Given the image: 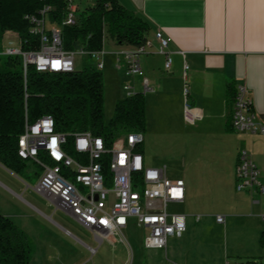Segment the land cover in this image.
Segmentation results:
<instances>
[{
  "label": "crops",
  "instance_id": "crops-1",
  "mask_svg": "<svg viewBox=\"0 0 264 264\" xmlns=\"http://www.w3.org/2000/svg\"><path fill=\"white\" fill-rule=\"evenodd\" d=\"M117 2L149 25L147 38L151 46L146 54L140 56L144 77L127 76L126 61L119 55V52L135 47L118 45L112 40L106 41L103 47V70L108 64V67L122 71L125 78L131 79L132 91L142 92L145 96L147 131L141 147L145 164L164 168L169 178L184 181V200L174 204L180 206L181 210L174 212L186 216L187 229L196 226L202 218L214 216L226 238L235 225H249L257 219L259 225L256 231L261 244L264 197L256 191L238 192L235 184L238 152L247 150L258 166L260 181L264 186V134L232 130V104L228 103L226 87L229 82L245 84L254 110L264 123V0ZM74 8L81 11L75 5ZM157 31L171 38L167 52L172 58V65L168 71L165 70L166 57L159 53V44L155 39ZM107 43L111 44L108 50ZM105 57L108 58L107 62ZM144 78L151 88L146 92L142 86ZM185 90L188 91L187 96ZM186 98L201 117L194 126L187 125L183 120ZM177 120L186 125L188 131L179 130L175 123ZM149 132H155L157 136L167 132L179 137L180 145L187 152L193 150L188 155L195 153V157L185 161L181 157L165 160L157 156L155 146L162 140L159 138L153 142ZM169 169H173L171 174ZM33 175L30 167L24 175H19L0 163V190L57 224L52 216H47L41 208L24 198L30 186L23 178L28 180ZM34 176L38 179V174ZM30 190L37 194L32 188ZM2 198L0 213L10 218L34 241L36 250L30 264H37L38 247L33 235L37 232L38 224L34 226L36 221L26 207L5 205ZM217 215L224 217L223 223L216 221ZM113 246L126 247L124 244ZM88 248L92 252L93 248ZM230 251L228 248V252H225L223 264L227 258H231ZM188 258L185 236L181 240H172L166 255L165 252L146 251V264H187ZM89 262L86 258L77 264Z\"/></svg>",
  "mask_w": 264,
  "mask_h": 264
},
{
  "label": "built area",
  "instance_id": "built-area-1",
  "mask_svg": "<svg viewBox=\"0 0 264 264\" xmlns=\"http://www.w3.org/2000/svg\"><path fill=\"white\" fill-rule=\"evenodd\" d=\"M69 13L64 24L75 22L73 0H69ZM49 7L38 15H27L30 32L39 37V47L23 51L19 41L8 40L0 55H19L23 60L24 73L30 65L39 72L72 73L76 71L77 57L95 61L97 70L104 69V51H85L82 47L66 51L61 30L53 26L47 30ZM159 53L165 55V70H170L172 58L167 52L171 38L162 31L155 33ZM105 42V38H104ZM151 42L133 50H124L119 55L126 61V75L144 77L140 56L147 53ZM181 54H183L181 52ZM187 68V67H185ZM144 92L151 90L143 79ZM127 97L135 94L130 86H124ZM188 91L185 90V96ZM201 119L193 106L185 99L183 120L194 126ZM232 127L235 132L253 135L264 134V123L254 110V104L245 84L236 85L232 103ZM144 135L130 132L116 138L110 145L90 131L76 133L58 132L52 116L40 117L33 123L27 120L24 132L18 138V157L35 166L39 172L32 190L49 200L56 210L73 217L82 227L92 232L95 238L115 244H127L123 231L131 222L146 231L144 247L147 251L167 252L172 240H181L187 230L185 215L169 210L170 205L180 203L185 197V183L171 179L164 168L145 164L141 147ZM238 192L256 191L264 197L260 171L247 150H240L237 157L236 184ZM197 221L199 217L196 218ZM264 224V211L261 214ZM224 222L222 215L216 216ZM262 258L264 259V227L262 230ZM92 253L95 250L92 249ZM259 261H241L227 258L225 264H259Z\"/></svg>",
  "mask_w": 264,
  "mask_h": 264
},
{
  "label": "trees",
  "instance_id": "trees-1",
  "mask_svg": "<svg viewBox=\"0 0 264 264\" xmlns=\"http://www.w3.org/2000/svg\"><path fill=\"white\" fill-rule=\"evenodd\" d=\"M69 5V0H0V51L6 36H17L23 51L37 49L39 37L30 32L31 23L25 17L38 15L46 7L50 8L49 23L61 30L66 51L77 47L99 51L109 40L138 47L147 39L148 23L117 0H96L93 6L75 10L71 25L64 24ZM0 58L5 66L0 71V163L14 173L24 175L30 167L17 155L18 138L26 120L33 123L50 115L58 132L90 131L108 145L123 134L146 131V100L142 92L119 99L113 116L105 119L103 74L94 64L85 63L72 73L39 72L30 65L24 73L21 56ZM235 87L234 82L227 84L228 103L234 101ZM35 250L31 237L0 213V264H30Z\"/></svg>",
  "mask_w": 264,
  "mask_h": 264
},
{
  "label": "rangeland",
  "instance_id": "rangeland-1",
  "mask_svg": "<svg viewBox=\"0 0 264 264\" xmlns=\"http://www.w3.org/2000/svg\"><path fill=\"white\" fill-rule=\"evenodd\" d=\"M95 2L96 0H73V5L82 11L93 6ZM52 27L53 25L48 22L47 30ZM10 39L16 40L19 45L17 36H6L1 46L6 47ZM110 45V43L106 44L107 50ZM104 60L107 62L108 58L105 57ZM85 63L94 64L95 61L88 57H77L76 69H82ZM107 65L105 70H102V74L104 80V114L105 119L109 120L113 116L116 102L127 95L124 86H130L131 79L125 78L122 71L118 72L112 69V66L110 68ZM4 68L3 59L0 58V71ZM175 123L179 130L188 131L187 126L181 121L177 120ZM146 131L143 133L144 136ZM149 133V138L153 142L159 138L162 140L155 146L157 156L165 160L181 157V160L185 161L195 157V153L188 155L193 150L187 152L183 145H180L179 137L167 132H163L161 136L155 135V132ZM169 170L171 174L173 169ZM30 172L37 175L39 170L37 167L31 166ZM34 175L28 180L23 178L30 188L34 187L37 182ZM28 190L24 193V198L41 208L47 216H52L53 221H56L57 224L37 214L15 197L5 195L1 190L0 199L3 196L5 205H14L16 208L22 205L28 209L29 213H32V219L36 221L34 226L38 224L37 232L33 235L38 247L37 264H77L86 258L90 261L89 264H146L147 250L144 247L146 231L143 227H138L135 222H131L128 228L123 231L122 238L127 241L126 247L113 246L107 240L99 242L92 232L82 227L73 217L63 211L56 210L55 206L43 197ZM169 210L180 212L181 209L180 206L170 205ZM214 219V216L202 218L200 223L192 228L189 227L184 233L189 250L187 264H223V256L225 252H228V248L231 249V258L241 261L256 260L260 262L259 264H264L263 250L256 231L259 225L257 219L252 223L250 222L249 225H235L226 238H224L223 228L216 224ZM89 246L96 249L97 252L92 254Z\"/></svg>",
  "mask_w": 264,
  "mask_h": 264
}]
</instances>
